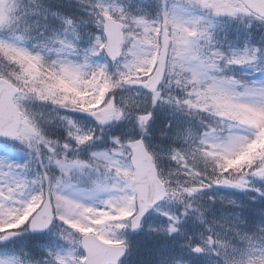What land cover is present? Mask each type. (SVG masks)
<instances>
[{"label": "snow or ice", "instance_id": "1", "mask_svg": "<svg viewBox=\"0 0 264 264\" xmlns=\"http://www.w3.org/2000/svg\"><path fill=\"white\" fill-rule=\"evenodd\" d=\"M140 231L148 264H264V0H0V264Z\"/></svg>", "mask_w": 264, "mask_h": 264}, {"label": "trees", "instance_id": "2", "mask_svg": "<svg viewBox=\"0 0 264 264\" xmlns=\"http://www.w3.org/2000/svg\"><path fill=\"white\" fill-rule=\"evenodd\" d=\"M157 125L162 126V120L157 118ZM130 252L123 260L124 264H148L152 257V248L145 231L129 236Z\"/></svg>", "mask_w": 264, "mask_h": 264}, {"label": "rangeland", "instance_id": "3", "mask_svg": "<svg viewBox=\"0 0 264 264\" xmlns=\"http://www.w3.org/2000/svg\"><path fill=\"white\" fill-rule=\"evenodd\" d=\"M161 217H159L158 215H150V217L148 218V220L146 221L147 223H159L161 221Z\"/></svg>", "mask_w": 264, "mask_h": 264}]
</instances>
